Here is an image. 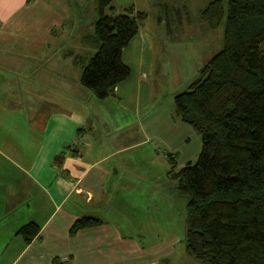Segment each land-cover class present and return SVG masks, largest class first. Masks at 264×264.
Wrapping results in <instances>:
<instances>
[{"label": "crops", "instance_id": "crops-1", "mask_svg": "<svg viewBox=\"0 0 264 264\" xmlns=\"http://www.w3.org/2000/svg\"><path fill=\"white\" fill-rule=\"evenodd\" d=\"M35 1L0 0V264H163L180 237L140 245V230L165 231L164 212L160 189L145 211L131 187L151 190L162 152L170 177L171 161L194 164L202 148L191 150L196 132L175 113L154 109V40L139 30L122 52L130 78L100 100L81 84L74 59L82 54H65L66 66L46 64L42 52L18 55L23 46L42 49L64 24L56 14L48 34L21 33ZM89 35L81 41L93 48ZM83 217L102 223L71 235ZM31 223L40 232L27 242L20 230Z\"/></svg>", "mask_w": 264, "mask_h": 264}, {"label": "trees", "instance_id": "trees-1", "mask_svg": "<svg viewBox=\"0 0 264 264\" xmlns=\"http://www.w3.org/2000/svg\"><path fill=\"white\" fill-rule=\"evenodd\" d=\"M113 1L97 0L98 19L84 39L95 54L74 59L82 86L100 100L130 78L122 52L147 19L134 6L107 15ZM225 15L224 0H214L201 19L215 28ZM175 107L202 141L196 163L177 170L173 160L169 171L187 200V254L203 264H264V0L228 1L223 48L175 96ZM101 223L80 218L70 234ZM39 232L34 223L20 230L27 242Z\"/></svg>", "mask_w": 264, "mask_h": 264}, {"label": "rangeland", "instance_id": "rangeland-1", "mask_svg": "<svg viewBox=\"0 0 264 264\" xmlns=\"http://www.w3.org/2000/svg\"><path fill=\"white\" fill-rule=\"evenodd\" d=\"M212 1L214 0H114L107 10V15L120 14L134 6L135 12L140 11L147 15V19L141 24L140 32L151 35L154 40L153 106L156 112L174 115L175 96L187 91L190 84L200 77V70L222 50L229 0H224L226 15L215 28L201 19V12ZM27 13L24 26L23 24L20 26V32L26 35L48 34L50 28L56 25V14H60L64 24L56 28L59 36L52 33L47 40L44 39L42 49L38 48L35 52L31 47L23 46L17 48L18 55L34 56L35 53L42 52L44 60L48 59L45 61L46 64L50 63L52 58L53 64L66 66L68 59L64 56L68 52L74 51L86 58H91L95 54L96 50L89 46L85 47L81 39L83 34H92L94 31L98 19L97 0H36ZM31 43L34 42L26 44ZM26 64L34 65V57L26 59ZM76 71L81 72L78 67ZM196 135L197 141L192 139L189 142L191 150L202 148L201 136L197 132ZM150 146L158 147L157 149L161 147L156 141ZM163 154L162 152L160 158H156L153 170L155 184L150 185L151 190H145L144 185L131 187L130 196L145 208V211L148 210V200L151 195L153 196V191L160 189L157 204L164 212L165 231L142 233L140 230V245L147 247L177 236L180 237V242L176 243L169 255L162 257L163 264H203L186 252L184 239L187 200L178 194L177 183L167 177L170 164L166 163ZM180 165L178 161L177 170L181 169ZM170 207H173V210L168 211ZM159 229H162L161 225Z\"/></svg>", "mask_w": 264, "mask_h": 264}, {"label": "built area", "instance_id": "built-area-1", "mask_svg": "<svg viewBox=\"0 0 264 264\" xmlns=\"http://www.w3.org/2000/svg\"><path fill=\"white\" fill-rule=\"evenodd\" d=\"M79 144V143H78Z\"/></svg>", "mask_w": 264, "mask_h": 264}]
</instances>
